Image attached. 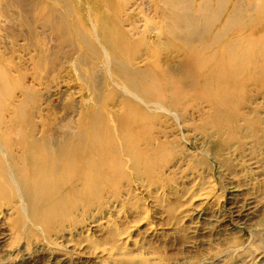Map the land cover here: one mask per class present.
I'll return each instance as SVG.
<instances>
[{
    "label": "bare ground",
    "instance_id": "6f19581e",
    "mask_svg": "<svg viewBox=\"0 0 264 264\" xmlns=\"http://www.w3.org/2000/svg\"><path fill=\"white\" fill-rule=\"evenodd\" d=\"M46 1L63 10L0 0V202L17 198L31 225L61 231L79 208L117 199L121 183L160 180L177 133L185 144L194 131L222 148L264 146V3L158 0V27L132 20L131 0L113 13L104 0L90 31L67 22L77 20L66 0ZM36 18L59 24L49 35L68 53Z\"/></svg>",
    "mask_w": 264,
    "mask_h": 264
},
{
    "label": "rangeland",
    "instance_id": "374dc122",
    "mask_svg": "<svg viewBox=\"0 0 264 264\" xmlns=\"http://www.w3.org/2000/svg\"><path fill=\"white\" fill-rule=\"evenodd\" d=\"M66 1L78 17L67 21L71 27L86 25L92 31L88 16L94 11L104 16V0ZM112 1L106 0L113 13L121 1ZM157 2L131 0L130 5L141 7L132 20L148 25L156 20L161 26L159 15L164 13ZM199 2L192 0L193 5ZM51 5L63 10L60 4ZM36 22L43 35L59 25L39 18ZM49 36L53 45L65 46L59 36ZM15 45L18 53L27 43ZM66 48L62 53L70 51ZM175 52L171 47L165 54ZM68 87L74 100H80L79 86ZM166 140L172 148L156 165L160 180L121 183L117 199H104L102 207L87 212L79 208L61 231L47 233L31 225L16 210L17 198L0 202V264H264V146L257 148L248 140L238 150L230 140L222 148L218 139L194 131L187 144L179 133Z\"/></svg>",
    "mask_w": 264,
    "mask_h": 264
}]
</instances>
